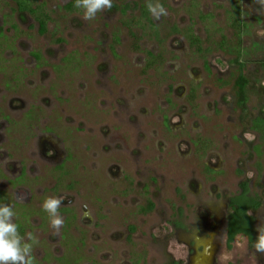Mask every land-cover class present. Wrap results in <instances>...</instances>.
Returning <instances> with one entry per match:
<instances>
[{
	"label": "rangeland",
	"instance_id": "1",
	"mask_svg": "<svg viewBox=\"0 0 264 264\" xmlns=\"http://www.w3.org/2000/svg\"><path fill=\"white\" fill-rule=\"evenodd\" d=\"M70 1L38 0L51 16L43 34L0 0V193L33 236V263L264 264L252 246L264 226V143L259 156L252 129L264 117V8L113 0L86 21ZM148 2L167 11L151 15L155 27L141 17ZM234 3L249 24L244 109L236 57L217 46L224 35L237 44ZM149 52L160 55L151 66ZM49 197H63L59 231Z\"/></svg>",
	"mask_w": 264,
	"mask_h": 264
},
{
	"label": "trees",
	"instance_id": "2",
	"mask_svg": "<svg viewBox=\"0 0 264 264\" xmlns=\"http://www.w3.org/2000/svg\"><path fill=\"white\" fill-rule=\"evenodd\" d=\"M16 6H17V12L19 13H26L34 17V19L38 22L40 29L39 31L41 33H46L48 29V24L51 21V16L48 12H46L45 5L46 3L44 2H38V0H15ZM149 3V2H148ZM148 3H143L141 5V17L147 20V22L151 23L153 27H155L153 23V19L151 17V13L148 11L147 4ZM65 8L68 11H72L75 7V0L70 1ZM124 12V11H123ZM231 18H230V25L236 32L237 36V44L231 46L230 43L227 41V37L224 35L223 39L221 42L218 43V47L223 50L225 53L234 55L235 62L237 65H239V72L235 78V84L238 88L237 90V96H238V104L241 108H246L249 102V83L250 79L248 76L244 73V67L246 64V61H242V57L244 54H247V48H244L241 44V40L244 34L247 33L249 29V24L247 23L244 15V11L239 3H234L232 7V11L230 12ZM176 31H178L176 29ZM180 31V30H179ZM178 31V32H179ZM134 35V34H133ZM188 40L190 42V45L195 48L197 52L205 53L207 52L210 48L204 49L202 46V40L201 38L194 34L193 32L188 34ZM116 41H120L119 37H116ZM257 45V44H256ZM149 57L151 58L150 61V66L155 64L154 62L159 58L160 55H155L152 52H149ZM37 60L42 59V55L38 52H35L33 54ZM262 65L264 67V61L262 62ZM205 68L207 69L208 72H211L210 65L208 61L205 59ZM195 88H191V93L190 96L193 98L195 95ZM193 100V99H192ZM252 129L258 131L260 133V140L261 144L256 146V151L259 156L262 155V147L264 143V117H256L252 121ZM4 195L0 194V204H4ZM154 208V204L150 202L148 209L151 210ZM135 264H138L136 262Z\"/></svg>",
	"mask_w": 264,
	"mask_h": 264
},
{
	"label": "clouds",
	"instance_id": "3",
	"mask_svg": "<svg viewBox=\"0 0 264 264\" xmlns=\"http://www.w3.org/2000/svg\"><path fill=\"white\" fill-rule=\"evenodd\" d=\"M261 8H264V0H258ZM113 0H75V7L83 10V19L90 21L96 18L97 13L105 9H111ZM148 11L154 19L167 15L166 9L159 2L147 4ZM250 175V174H249ZM63 197H49L44 200L42 208L51 218L52 228L59 231L64 224V219L59 213ZM16 213L12 206L0 204V264H33L31 233L21 236L19 224L14 222ZM258 236L253 242L256 252L264 253V226L257 229Z\"/></svg>",
	"mask_w": 264,
	"mask_h": 264
},
{
	"label": "flooded vegetation",
	"instance_id": "4",
	"mask_svg": "<svg viewBox=\"0 0 264 264\" xmlns=\"http://www.w3.org/2000/svg\"><path fill=\"white\" fill-rule=\"evenodd\" d=\"M191 93V92H190ZM23 177V175H21L20 177H18L17 179H15V181H18L19 179H21ZM0 194H3L4 195V193H0ZM4 201L6 202L7 200H6V198H5V195H4ZM5 204V203H4ZM149 204H150V202H149ZM22 232V231H21ZM34 264V263H33Z\"/></svg>",
	"mask_w": 264,
	"mask_h": 264
}]
</instances>
